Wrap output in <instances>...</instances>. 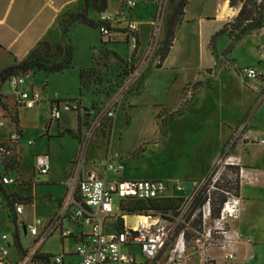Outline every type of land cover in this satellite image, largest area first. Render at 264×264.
Masks as SVG:
<instances>
[{"label": "rangeland", "instance_id": "obj_1", "mask_svg": "<svg viewBox=\"0 0 264 264\" xmlns=\"http://www.w3.org/2000/svg\"><path fill=\"white\" fill-rule=\"evenodd\" d=\"M169 1L170 4L176 2V0ZM213 1L208 0L205 4L203 0H193L189 14L199 15L204 10V14L214 15ZM116 5L117 2L113 1L103 15L112 17V20H119L122 26L127 27L125 9L119 8L117 16ZM240 7L241 5L230 7L231 13L235 14ZM169 14L170 12L165 14V19ZM234 14L229 17V21L235 18ZM73 28L68 32L66 40V44H70L73 50L71 68L63 73L39 72L35 76L25 77L24 84L20 86L22 91L29 94L34 86L41 91L43 97H46L44 101L31 108L20 106L19 103H14L16 100L10 96L12 90L8 84L2 87L1 93L4 97L9 96V101L3 100L8 106L6 111L0 107V117L5 121V125L0 129V137L10 136L16 130L15 123L9 118L16 121L18 117V126L23 130L20 144H16L14 148V154L19 155L21 159L18 176L11 174L12 177L19 178L20 186H7L6 190L9 193L14 192L26 206L23 216L17 221L16 228L0 190V247L5 244L3 235L14 238L15 229L18 231L22 245L28 246L32 242V236L25 230L24 221L50 215L63 193L64 185L51 184L49 177L46 176L36 174L34 180L37 183H33L32 166L37 155L50 151L52 173L54 172V176L59 179L63 178V174H67L71 157L77 153L79 142L80 152L84 151L87 147L86 137L89 134L94 135L95 132H92L95 128L98 131L96 137L100 139V144L95 146L98 147L96 150L98 154L102 155L108 150L110 156L121 155L126 161L125 171H120V174L112 172L108 175V178L112 179L118 176L122 180H128L129 177L139 176L138 178L142 180L145 169L149 168L156 174L165 175L168 179L192 180L184 178L199 177L203 167H206L204 170L206 171L207 165L212 163L210 159L213 160L224 147L225 153L215 161V170L219 171L220 182L225 184L226 180L235 181L237 178L236 173L234 174L230 166L225 164L229 158H233L234 165L247 168L246 176L247 174L248 176L245 180L247 179L248 183L242 193L246 195L248 199L246 203L249 206L236 226L241 229L242 234L253 238V246L256 249L253 252L255 259L250 264L264 261V144L259 143V140L264 138V59L259 61L264 54V28L255 32L256 35L253 33L245 36L235 44L234 49H229L231 41L227 37H219L216 47L218 64L209 75L206 72L187 71L182 72L177 78V75L169 70L157 71L158 56L154 55L155 44H153L144 59L140 61L139 72H142V76L137 79L141 80L144 76L148 84L144 93L139 96L133 95L132 91L138 80L132 78L127 81L122 80L120 71L122 65L131 59L134 44L125 40L115 44H102L99 28L86 26L76 31H73ZM112 38L122 40L124 36L112 32ZM92 47H96V50ZM153 55L156 62L153 60L149 63ZM85 65L90 66L92 71L85 75L84 88L79 73ZM249 66L257 68L259 78L250 82L244 79L241 83L242 70ZM196 80H201L204 84L191 95L188 89L187 91L183 89V84ZM47 83L48 87L44 89ZM121 87L123 94L120 95L118 92ZM183 92L185 100L189 102V109L181 115H175L171 121L167 120L169 115L180 109ZM113 96H117L118 102L113 105V116L108 117L105 107ZM50 97L81 98L82 104L87 108L81 106L78 101L71 102L73 106H78V109L75 112H62L61 121L66 128L62 130L60 127L55 138L49 142L48 137L42 135L46 133L45 121L50 119L51 115L48 101ZM77 114L80 121L84 118L87 120L85 128L81 124L78 126ZM102 125L106 127L103 133L105 137L99 130ZM165 125L184 129L186 137L189 138V151L181 154L180 158L175 157L177 162L171 158L169 142L162 140L156 145L162 135L161 129ZM80 126L82 131H79ZM55 132L51 131L52 134ZM19 134L22 135L21 132ZM85 142L86 147H84ZM233 145L235 149L230 154L228 152ZM81 159L79 155L78 160ZM78 166L79 164L75 163L73 175ZM89 166L93 167V164L89 163ZM93 168L98 173L103 172L101 167ZM87 169L89 168L86 167L85 170ZM173 169L175 171L172 172ZM191 169L194 172H190ZM0 171L3 172L2 169ZM130 174L133 176H128ZM239 176L238 180H242L241 171ZM191 187V181L184 183L186 190L189 191ZM113 207L118 209L119 195L114 196ZM65 243L74 253L77 243L71 238L66 239ZM60 245V237H54L49 240L45 249L58 253L61 249ZM16 249L15 244H12L10 249L12 255H15ZM124 251L140 254L139 249L124 248ZM70 259L78 261L76 256ZM234 263L246 264L240 261Z\"/></svg>", "mask_w": 264, "mask_h": 264}, {"label": "built area", "instance_id": "obj_2", "mask_svg": "<svg viewBox=\"0 0 264 264\" xmlns=\"http://www.w3.org/2000/svg\"><path fill=\"white\" fill-rule=\"evenodd\" d=\"M127 6L132 9L136 2L128 0ZM163 9L162 5L157 11L154 23L156 33L164 22ZM110 19L108 16H102L101 21L109 22ZM99 29L104 42L111 41L110 28L101 25ZM126 29L128 32L126 41L135 45L138 25L131 20ZM261 59H264V54L261 55ZM140 63L126 81L129 78L137 81V78L142 76V72H139ZM241 74L243 79L249 82L259 78L256 68L243 69ZM24 78L13 76L8 84L25 106L31 108L39 103L40 96L34 90L29 94L20 89L24 84ZM118 94H123L122 87ZM117 99V96H113L105 107L108 117L113 116V105L118 102ZM64 103L55 100L51 104V122L59 121L63 111L75 112L78 109V106H73L71 102ZM86 124H82L83 128L87 126ZM4 125L5 121L0 117V129ZM94 132L95 128L92 133ZM92 136L93 134H89L86 137L87 143ZM19 137L20 135L15 133L11 134L10 139L16 142ZM259 143L264 144V138L260 139ZM5 152L6 148L0 147V153ZM231 159L225 162L226 166H236ZM104 164L108 172L119 173L124 168L119 163L105 161ZM34 168L38 174L48 175L51 170L49 155H37ZM218 173L213 166L208 176L204 180L192 182V187L188 191L181 181H110L100 178L93 171L82 177L79 165L67 184L65 196L58 206L56 215L47 224L43 234L39 236L40 227L45 225L42 219L36 218L25 224V230L32 237H37V241L22 253L15 264H73L66 260L64 254L47 256L46 261L39 259L40 242L53 234L79 240L75 251L79 261L77 264H233L239 261L243 247L251 246L252 241L245 238L234 226L241 216L244 199L236 195L235 191L224 188ZM242 176L243 168L241 178ZM2 182L5 185H13L18 180L7 175L3 177ZM199 193L202 194L201 201L198 200ZM217 194L222 195L225 200L218 208H214L219 196ZM117 195L119 207L114 209L113 199ZM127 198L172 200L178 202V206L159 213L151 211L148 214L123 215L120 211V201ZM23 208L22 203L15 204V214H22ZM118 217L123 219L120 231L112 227L115 225V218ZM67 220L77 228H86V232L82 231L76 235L72 228L63 226V222ZM3 238L6 239V236ZM124 248L139 249L140 254L125 252ZM137 255H140L142 260L137 259ZM7 256L8 250L1 249L0 264H13L8 261ZM245 258L254 259L255 256L247 252Z\"/></svg>", "mask_w": 264, "mask_h": 264}, {"label": "crops", "instance_id": "obj_3", "mask_svg": "<svg viewBox=\"0 0 264 264\" xmlns=\"http://www.w3.org/2000/svg\"><path fill=\"white\" fill-rule=\"evenodd\" d=\"M113 1L117 2V5H116L117 16H118L119 8L120 10L122 8L125 9V15L127 17L126 25L131 20L136 22L137 25L139 24L138 31H137V35H138L139 42H140L138 57H140L141 60L144 59L145 55L149 51V48L153 44H155V49H157L163 44L165 36H166L165 23L163 22V25L161 26V28H159L157 34L155 32V27H154V23H155L157 11H158V1L159 0H132L136 2V6L132 9H130L127 6L128 0H126L125 3H124V0H108L105 4L101 0H96V1L90 0L89 4L87 0H0V71L4 70L7 67L22 63L29 56L31 51H33L34 48L40 42H48L52 46H59L63 44L64 43V40L62 37L63 28L65 27V25H67L72 20H74L76 14L78 13L86 11L89 18L93 19L96 22L101 21L102 16H104L103 14L109 9V5ZM189 1L190 2L186 9L184 20L176 32V39L173 43V46L166 60L164 61L162 67L160 69H156L157 71L169 70L174 75H177L176 76L177 78L181 75L182 72L200 71V72H206L207 75H209L212 73L213 70H215V68L217 67L218 61L217 59H215V56L212 55L209 49L210 39L216 32H218L225 25V23L229 21V17L234 14V13H231L230 16L221 18L220 15H221L222 8L224 7V5H226V8H228L227 9L228 11L231 10V8L229 7L230 0H214L212 3L214 4L215 13L212 16H215V17L204 14V10H202L199 15L198 14L190 15L189 14L190 7H191L193 0H189ZM207 1L208 0H203L205 4H207ZM164 2L165 3H164L163 10H164V20H165V17H166L165 14L167 12L168 13L170 12L173 5L175 4V1L171 4L169 0H165ZM86 5L89 6L87 10H86ZM101 8H104V12L99 11V9ZM238 12L239 11H237L234 15L236 16ZM110 18L111 19L109 23L111 24L112 28H115L116 30L118 29L120 31L117 33H114L115 32L114 31L113 34L115 35L122 34L124 36V39L122 40L113 39L111 36V41L109 43L115 44V43H118L119 41L126 40V37L128 35L127 29H126L127 27L122 26V22H120L119 20L116 21V20H112L113 19L112 17ZM73 27H74L73 31H76L78 29H83L84 27H86V25L75 24ZM254 35L256 34L254 33ZM155 36H156V40L154 41ZM197 41H198V44L196 45ZM101 42H104L102 37H101ZM92 48L93 50H96V47H92ZM199 50H202V51L199 52ZM153 60L156 62L154 55L152 57V60H150L149 63H151ZM261 60L262 59L260 58L259 61ZM83 67L81 68V70L85 68H89L90 66L86 67L85 65ZM248 68H254V67L249 66ZM79 76H80V73H79ZM241 78L240 80L242 83V80H244L242 75H241ZM196 82L203 83V81L201 80L199 81L196 80ZM196 82H187L183 84V89L188 84H194ZM147 84H148V81H146L145 83V89H146ZM4 86L5 84L3 85V87ZM8 87H10L9 84H8ZM47 87H48V83L47 85H45L44 89H46ZM44 89L42 90L44 91ZM32 90L36 91L39 94L40 96L39 103L44 101V99H46V97L42 96L41 91H38L34 86L32 87ZM48 99H50L48 100L50 103L49 104L50 114H51V104L55 100L62 102V103L78 101L81 104V106H83L84 108H87V106L82 104L81 98H77V97L65 98V99H62L59 97H50ZM77 115H78V120H79V114ZM61 118L57 122H51L50 119H47L45 121L46 122L45 123L46 133L43 134L42 137H48V141L50 142L52 138H55L57 134V130H59L60 127L62 128V130L63 128H66V125L61 121ZM85 123H87V120H85V118L82 121L79 120L78 126L80 124L82 125ZM171 128L172 127L168 125H165L162 127L161 129L162 135L160 136L159 143H157L156 145H159L162 142V140L169 142L171 144L169 148L172 154L171 158L177 162L176 160L177 157L180 158L181 154H184L185 152L189 151L188 149V147L190 146L189 138L186 137V132L184 129L176 127V128H172L171 130ZM52 130L56 132L52 134L51 133ZM79 131H82L81 126L79 127ZM15 132L17 134V129L13 131V134H15ZM18 132H21L22 135H20L19 140L17 141V145L20 144V140L23 137V130L18 127ZM83 133H84V130H83ZM96 133H98V131L94 133L93 138L87 143V147L84 149V151H81V152H80L81 143L79 142V140H77L74 137L79 142V147H78V150L76 151L77 153L73 157H71V160H70L71 163L68 167L67 174L64 173L63 178L59 179L54 176V172L52 173V164H51L50 173L46 175V177H49V183L51 184L64 185L63 193L61 194L60 198L57 200L56 205L53 209V212L50 215L44 218L35 217L28 221H24V226H25L26 223L32 222L36 218L42 219L45 225L40 227L39 236L43 234V232L47 228V224H49V222L54 218V216L56 215L58 211V206L62 198L65 196L67 186H68L67 184L70 181L71 176L73 174L75 163H78L81 166V176L82 177H85L91 171L96 172L93 170L94 169L93 167L97 166V167H101L103 170L102 173L96 172L98 176L100 178L107 179L110 181H114V180L117 181L119 177L117 176L114 179L108 178V175L112 172L106 171L105 164H104L105 161H108V162L112 161L111 163L122 164L124 168L121 171L126 170L127 168L126 161L121 155L114 156V157L110 156V153L108 150H106V152H103L102 155L98 154V152L96 151L98 147H95V146H98L100 144V139L99 137H96ZM100 133L102 135V132ZM74 135L76 134H73V136ZM9 137L10 136L0 137V140H5ZM224 149L225 148L223 147L221 149V152H219V154L215 158H213V160L210 159V162L212 163L207 165V170L204 171L206 167H203V169L199 173L200 176L195 177V179L193 178V176L184 178V179L191 178L192 180L168 179V177H166L165 175L156 174L154 173V171H151L149 168H146L142 180H164V181H181V182L184 181V183L189 182V181H191L192 183V182H198V181L204 180L208 176L212 167L215 165V161L222 155V151ZM130 152H133V151H130ZM42 154H48L50 158V151L44 152ZM38 155H41V154H38ZM79 155L80 157H82L81 159L82 161L78 160ZM139 155H136V156H139ZM136 156H133V157H136ZM130 157L133 158L132 156ZM50 162H51V159H50ZM244 162L247 163L245 160ZM89 163H92L93 167H90ZM86 167L89 169L85 170ZM243 169L247 170V168H243ZM173 171H175V169H173L172 172ZM32 172H33V177H32L33 183H37L36 180H34V177L38 173L35 170L34 165L32 166ZM190 172H194V170L191 169ZM120 173H115V174H120ZM128 176H133V175L130 174ZM134 177H135V174H134ZM138 177L139 176H137V178L129 177L130 179L128 180H131V178L133 180H140ZM122 181H124V179ZM247 183H248L247 179L244 180L242 177L240 196L244 199V204H243L240 218L234 223V226L240 231L241 229L236 226V223L240 219L243 218L244 214L248 211V206H249L248 203H246V200H248L246 199V195L242 193V190L244 189ZM17 186H20V185H17ZM22 205L23 207L26 206V204H23V203ZM23 214H24V208H23V213L20 215H17V220L19 219L20 216H23ZM63 226L65 228H72V230L76 232L75 233L76 235L82 231L86 232V228H79V227L77 228L76 225H74L69 220L64 221ZM16 234H18L17 229H15L14 238L10 235H3V236H6V239L2 237V239L5 241V244L4 246L0 247V252H1V249L3 248L8 250L7 259L10 263H13V264L17 263L20 257L22 256V253L26 251L29 247H31L37 241V237H32V242L28 246H23L21 243L20 237H19V241H18L19 246H18L16 243ZM243 236L245 238H250L249 236H245L244 234ZM54 237H60L61 249L58 253H53L45 249L49 240ZM66 239L68 238H63L61 235L53 234L47 239L42 240L39 245V257L45 258L47 256L51 257V256L58 255V254H64L66 260H70L73 264H77L79 261L70 259L73 256H76V254L74 251H73L74 253H72V251L66 247V243H65ZM250 239L252 241V245L249 247H243V249L240 251V256H239V261L244 262L246 264H250L255 259V258L254 259L245 258V254H247V252H249L250 254H253L254 250H256L254 249V246H253L254 244L252 240L253 238L251 237ZM73 240L78 245L79 240L77 241H75V239ZM12 244H15L17 248L15 255L14 254L12 255L11 254L12 252L10 251ZM137 259L142 260V257L140 255H137ZM263 262L264 261L259 262V264H264Z\"/></svg>", "mask_w": 264, "mask_h": 264}, {"label": "trees", "instance_id": "obj_4", "mask_svg": "<svg viewBox=\"0 0 264 264\" xmlns=\"http://www.w3.org/2000/svg\"><path fill=\"white\" fill-rule=\"evenodd\" d=\"M104 4L108 0H101ZM165 0L158 1V8L163 5L164 7ZM88 4L90 0H87ZM189 0H176L175 4L173 5L172 9L170 10V14L164 20L165 28H166V36L164 39L163 44L156 49L155 54L158 56V63L156 65L157 69H160L166 60L173 43L176 39V32L179 29L180 25L182 24L186 9L189 5ZM240 10L235 18L227 23L218 31L216 32L210 39L209 49L213 56L217 59V39L219 37L225 36L230 41L231 44L229 49H234L235 44L242 40L245 36L252 35L255 32L260 31L264 28V0H230L229 6L234 8L239 6ZM75 24H84L91 28H99L101 25H106L110 28L111 32H120L118 29L112 28L109 22L99 21L96 22L93 19L89 18L86 11L76 14L74 20L70 23L65 25L62 31V37L64 43L59 46H52L48 42H40L33 51L29 54V56L20 64H16L10 67L5 68L4 70L0 71V107L5 111L8 109L7 104L3 102V100L9 101L8 97H4L1 93L2 87L4 84L8 83L11 77L13 76H35L39 72H46L48 74H55V73H63L72 66L73 61V50L70 44H66V40L68 39V32ZM126 41V40H125ZM110 42V41H109ZM109 42H103L102 44H108ZM127 42V41H126ZM129 43V42H128ZM140 47V42L138 35L136 33V43L133 48L132 57L126 63H124L121 67V78L122 80L127 79L136 69V66L141 61L140 57H138V51ZM90 68H85L80 71V81L81 85L84 86V80L86 78V74L91 73ZM120 78V79H121ZM140 80V79H139ZM135 88L132 89L133 95H141L145 89L146 78L143 76L139 81ZM121 82V80H120ZM203 86L202 82H196L194 84H188L187 87L184 89H188V93L193 95V92L197 91L199 88ZM184 91V90H183ZM10 96L13 98L14 103H19L20 106L25 104L20 100V97L17 96L15 93L12 92ZM182 105L178 111L169 115L168 119L171 121L175 115H181L184 111L188 110L190 105L187 100L184 98V92L182 93ZM62 101V100H61ZM18 108V105L16 106ZM11 122L15 123L17 133L18 132V117L16 121L12 118H9ZM105 125L99 128L102 135L105 136L103 133L105 131ZM16 133V132H15ZM13 134V132L11 133ZM21 135V134H19ZM11 136V135H10ZM17 144L13 142L10 137L5 140H0V147H5L6 152L0 153V169L3 170L1 173L0 171V190L2 192V196L6 206L8 208L9 214L13 219L15 226L17 227V215L15 214L14 205L22 203L20 201L19 196L15 193H9L6 190L7 186L2 182L4 176H12L11 174H17L20 167V156L14 154V148ZM235 146L233 145L228 153H232L234 151ZM225 153V149L222 151V154ZM15 158V159H14ZM233 173L237 175L236 180H226L225 184L223 185L224 188L229 189L230 191H235L236 195H240L241 192V180H238L240 171L242 169L241 166H230L229 167ZM17 180H19L18 177ZM19 185L18 182L13 184L12 186ZM203 191V190H202ZM201 191V192H202ZM217 202L214 204V208H218V206L224 202L225 198L217 194ZM199 201L202 200V194L199 193ZM178 206V202H174L172 200H140L136 198H127L120 201V211L123 215H130V214H148L149 212H164L165 210L172 208H176ZM115 225H113V229L120 231L123 227V219L121 217L115 218ZM19 236L16 234V243L19 246ZM42 261L48 260V258H41Z\"/></svg>", "mask_w": 264, "mask_h": 264}, {"label": "bare ground", "instance_id": "obj_5", "mask_svg": "<svg viewBox=\"0 0 264 264\" xmlns=\"http://www.w3.org/2000/svg\"><path fill=\"white\" fill-rule=\"evenodd\" d=\"M227 9L228 8H226V5H224V7L222 8L221 15H220L221 18H224L226 16H230L231 15V11H228ZM231 160H233V158ZM246 172H247V170L243 169V176L242 177H243L244 180L246 178ZM130 221L131 220H128V222H130Z\"/></svg>", "mask_w": 264, "mask_h": 264}, {"label": "water", "instance_id": "obj_6", "mask_svg": "<svg viewBox=\"0 0 264 264\" xmlns=\"http://www.w3.org/2000/svg\"><path fill=\"white\" fill-rule=\"evenodd\" d=\"M94 1H96V0H94ZM88 5H86V10L88 9ZM99 11H101V12H104V8H101V9H99Z\"/></svg>", "mask_w": 264, "mask_h": 264}]
</instances>
